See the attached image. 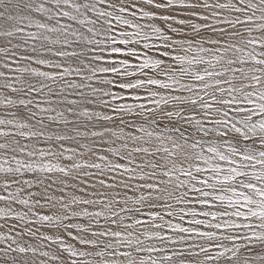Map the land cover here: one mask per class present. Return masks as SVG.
Segmentation results:
<instances>
[{
  "label": "snow or ice",
  "instance_id": "snow-or-ice-1",
  "mask_svg": "<svg viewBox=\"0 0 264 264\" xmlns=\"http://www.w3.org/2000/svg\"><path fill=\"white\" fill-rule=\"evenodd\" d=\"M0 264H264V0H0Z\"/></svg>",
  "mask_w": 264,
  "mask_h": 264
}]
</instances>
